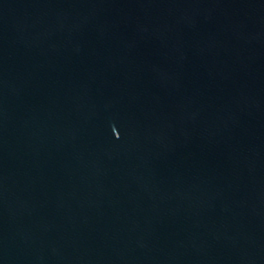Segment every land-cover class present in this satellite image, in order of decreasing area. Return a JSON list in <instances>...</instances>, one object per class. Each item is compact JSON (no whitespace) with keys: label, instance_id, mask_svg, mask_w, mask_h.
<instances>
[{"label":"water","instance_id":"water-1","mask_svg":"<svg viewBox=\"0 0 264 264\" xmlns=\"http://www.w3.org/2000/svg\"><path fill=\"white\" fill-rule=\"evenodd\" d=\"M0 264H264V0H0Z\"/></svg>","mask_w":264,"mask_h":264}]
</instances>
